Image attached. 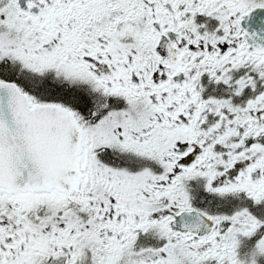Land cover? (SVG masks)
Here are the masks:
<instances>
[{"label": "snow or ice", "instance_id": "1", "mask_svg": "<svg viewBox=\"0 0 264 264\" xmlns=\"http://www.w3.org/2000/svg\"><path fill=\"white\" fill-rule=\"evenodd\" d=\"M0 264H264V0H0Z\"/></svg>", "mask_w": 264, "mask_h": 264}]
</instances>
